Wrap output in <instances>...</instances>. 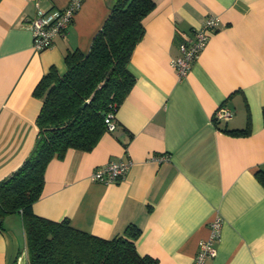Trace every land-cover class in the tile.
<instances>
[{
    "label": "crops",
    "instance_id": "0c3cea01",
    "mask_svg": "<svg viewBox=\"0 0 264 264\" xmlns=\"http://www.w3.org/2000/svg\"><path fill=\"white\" fill-rule=\"evenodd\" d=\"M152 1L127 64L134 83L116 110V128L89 150L53 157L32 211L101 238L134 224L136 251L156 264H192L218 216L216 254L205 264H264V185L257 177L264 172V0ZM67 2L0 0V181L34 146L37 83L50 67L65 72L68 51L88 52L114 0H82L66 33L36 51L26 19L37 7ZM208 15L218 17V27L179 78L171 65L179 31L201 27ZM220 105L234 114L215 122ZM125 158L132 164L123 178H91L98 166ZM0 264H28L19 213L1 220Z\"/></svg>",
    "mask_w": 264,
    "mask_h": 264
},
{
    "label": "trees",
    "instance_id": "16d2710c",
    "mask_svg": "<svg viewBox=\"0 0 264 264\" xmlns=\"http://www.w3.org/2000/svg\"><path fill=\"white\" fill-rule=\"evenodd\" d=\"M153 7L152 0H114L88 52L68 51L65 72L50 67L34 88L42 98L34 146L0 181V224L6 214H20L28 264H156L155 258L136 251L140 228L134 224L101 238L74 228L67 218L55 221L32 211L48 162L70 148L91 149L106 131V113L116 112L134 83L127 64ZM234 131L245 133L246 128ZM257 177L264 185V172Z\"/></svg>",
    "mask_w": 264,
    "mask_h": 264
},
{
    "label": "built area",
    "instance_id": "2783aa9c",
    "mask_svg": "<svg viewBox=\"0 0 264 264\" xmlns=\"http://www.w3.org/2000/svg\"><path fill=\"white\" fill-rule=\"evenodd\" d=\"M82 4V0H68L67 4L61 8H50L47 10L36 8L35 14L26 19L32 35V47L36 51L49 47L57 36L66 33L71 25L74 16ZM219 19L215 15L206 16L201 27L190 32L179 31L180 40L178 42L179 55L171 60L176 75L184 77L190 70L192 63L197 59L200 51L207 41V32L218 27ZM114 111H109L104 117L106 131L112 132L116 128L117 121ZM233 110L220 105L213 114V121L226 120L232 117ZM168 158L163 155L157 158L158 161ZM132 162L125 158L120 161H108L104 165L98 166L91 174L93 180L110 183L125 176ZM220 227V218L214 217L210 221V235L199 241L198 250L194 256L192 264H205L206 260L216 254L214 240L217 238V229Z\"/></svg>",
    "mask_w": 264,
    "mask_h": 264
}]
</instances>
